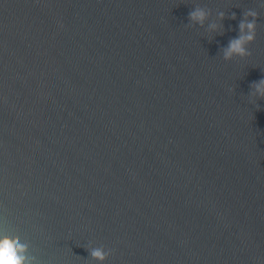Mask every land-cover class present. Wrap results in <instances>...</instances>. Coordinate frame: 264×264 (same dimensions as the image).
<instances>
[{
  "label": "water",
  "instance_id": "water-1",
  "mask_svg": "<svg viewBox=\"0 0 264 264\" xmlns=\"http://www.w3.org/2000/svg\"><path fill=\"white\" fill-rule=\"evenodd\" d=\"M260 79L261 0H0V236L35 264H264Z\"/></svg>",
  "mask_w": 264,
  "mask_h": 264
},
{
  "label": "clouds",
  "instance_id": "clouds-1",
  "mask_svg": "<svg viewBox=\"0 0 264 264\" xmlns=\"http://www.w3.org/2000/svg\"><path fill=\"white\" fill-rule=\"evenodd\" d=\"M264 3V0H261ZM224 14L219 13L220 19H223ZM256 16L255 11L249 10L245 13L244 19L239 22V34L230 39L227 45L222 49L223 59L225 61L232 60L234 57H244L248 55L247 45L250 44L256 35ZM208 17V12L201 7H194L188 13L190 22L203 25ZM251 17L252 19H248ZM212 29L222 27L215 23L209 25ZM252 95L264 98V79H260L252 84ZM29 242L17 238H5L0 236V264H35V258L30 255ZM90 255L99 264H104V261L109 255L103 246L92 247Z\"/></svg>",
  "mask_w": 264,
  "mask_h": 264
}]
</instances>
